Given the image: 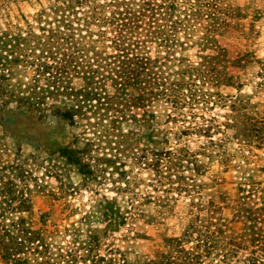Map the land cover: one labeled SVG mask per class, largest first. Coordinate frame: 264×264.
I'll use <instances>...</instances> for the list:
<instances>
[{"label": "rangeland", "instance_id": "1", "mask_svg": "<svg viewBox=\"0 0 264 264\" xmlns=\"http://www.w3.org/2000/svg\"><path fill=\"white\" fill-rule=\"evenodd\" d=\"M0 264H264V0H0Z\"/></svg>", "mask_w": 264, "mask_h": 264}, {"label": "trees", "instance_id": "2", "mask_svg": "<svg viewBox=\"0 0 264 264\" xmlns=\"http://www.w3.org/2000/svg\"><path fill=\"white\" fill-rule=\"evenodd\" d=\"M130 72H127V74H129Z\"/></svg>", "mask_w": 264, "mask_h": 264}]
</instances>
